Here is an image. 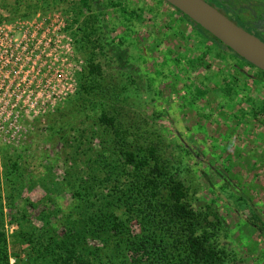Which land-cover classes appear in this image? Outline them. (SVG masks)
<instances>
[{
    "label": "rangeland",
    "instance_id": "374dc122",
    "mask_svg": "<svg viewBox=\"0 0 264 264\" xmlns=\"http://www.w3.org/2000/svg\"><path fill=\"white\" fill-rule=\"evenodd\" d=\"M0 30V231L11 264L40 263L32 244L12 237L18 229L67 239L80 201L71 167L87 172L88 156L119 150L101 113L115 117L123 149L153 146L194 209L220 221L232 264H264V236L228 202L264 215V76L255 68L162 0H0ZM102 246L87 236L90 256Z\"/></svg>",
    "mask_w": 264,
    "mask_h": 264
},
{
    "label": "trees",
    "instance_id": "16d2710c",
    "mask_svg": "<svg viewBox=\"0 0 264 264\" xmlns=\"http://www.w3.org/2000/svg\"><path fill=\"white\" fill-rule=\"evenodd\" d=\"M176 12L203 33L205 39L226 49L187 16ZM255 69L264 76L263 71ZM89 74L100 75V65L90 64ZM98 122L119 138V150L88 156L84 162L87 172L77 171L75 165L71 167L68 186L75 200L81 202L77 205V216H68L72 227L67 239L50 238L51 242H43L41 236H33L24 229H18L12 237L36 248L38 264H232L226 249L219 244L220 221H209L207 213L194 209L187 188L176 178L175 171L162 163L156 149L153 146L138 152L123 149L115 117L101 113ZM120 157L122 163L117 161ZM5 174L6 185L11 178L10 173ZM103 183L109 188L98 193L96 187ZM226 185L230 188V183ZM9 193L7 196L11 197L13 194ZM231 200V210L264 236V215L244 199H241L243 203L233 201L232 197L228 202ZM134 221L139 231L132 229ZM90 226L92 230L87 229ZM89 235L99 239L104 247L97 249L93 256L86 248ZM0 264H11L9 242L2 230Z\"/></svg>",
    "mask_w": 264,
    "mask_h": 264
},
{
    "label": "water",
    "instance_id": "95a60500",
    "mask_svg": "<svg viewBox=\"0 0 264 264\" xmlns=\"http://www.w3.org/2000/svg\"><path fill=\"white\" fill-rule=\"evenodd\" d=\"M216 38L227 50L264 72V42L205 0H163Z\"/></svg>",
    "mask_w": 264,
    "mask_h": 264
},
{
    "label": "flooded vegetation",
    "instance_id": "af4514ba",
    "mask_svg": "<svg viewBox=\"0 0 264 264\" xmlns=\"http://www.w3.org/2000/svg\"><path fill=\"white\" fill-rule=\"evenodd\" d=\"M205 1L217 8L221 13H223L239 27L243 28L264 42V0ZM245 7L247 9H245ZM187 22L190 23L189 21ZM199 34L205 38L203 33L200 32ZM223 49L227 52H230V50L225 48Z\"/></svg>",
    "mask_w": 264,
    "mask_h": 264
},
{
    "label": "built area",
    "instance_id": "2783aa9c",
    "mask_svg": "<svg viewBox=\"0 0 264 264\" xmlns=\"http://www.w3.org/2000/svg\"><path fill=\"white\" fill-rule=\"evenodd\" d=\"M0 36H7V34H4L2 30H0ZM0 38H3V37H0Z\"/></svg>",
    "mask_w": 264,
    "mask_h": 264
}]
</instances>
